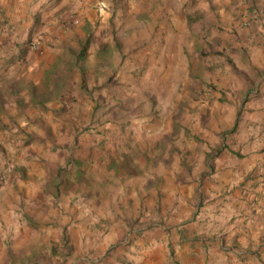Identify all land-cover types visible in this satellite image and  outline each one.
I'll return each instance as SVG.
<instances>
[{"label": "crops", "instance_id": "crops-1", "mask_svg": "<svg viewBox=\"0 0 264 264\" xmlns=\"http://www.w3.org/2000/svg\"><path fill=\"white\" fill-rule=\"evenodd\" d=\"M178 17H184L191 27L196 21H202L189 34L193 38L200 35L206 41L213 40L219 50L225 49L250 87L237 111L227 107V113L233 112L235 116L233 127L220 133L216 142L208 143L218 148V152L213 156V168L206 173L209 187L204 185L203 189L206 204L203 207H120L123 209H116V215L113 211L106 217L97 213L96 207L81 209L77 204L65 207L63 200L57 207H43V202L48 204V196L57 201L64 193L63 187L58 186L53 192L43 182L49 184L54 176L62 183L66 180L60 174L62 171L53 175L43 171L45 165L46 168L63 166L62 158L67 154L68 163L76 168L70 179L74 188H84L81 181L87 178L88 187L94 190L91 181L96 172L90 166L98 158L82 155L78 143L66 136L75 128L76 121L71 118L79 108L78 104L68 107L66 100L77 93H68L71 88L68 85L55 86L49 89L48 102L42 107L36 103L32 117L20 120L18 125L24 127L16 137L2 136L12 124L7 114L6 119L0 118V168L3 169L4 163L12 165L13 161L26 173L22 179L20 174L7 171L0 183V262L7 260L5 264H12V255L21 252L5 245L12 243V231L14 237L19 231L17 238L20 239L21 230L28 229L25 222L20 227V223L12 222V216L20 218L22 207L18 206L26 195V200H22L27 206L24 209L35 206L36 210L46 209V216L53 215L45 220L47 228L41 224L35 226L46 231L40 241L46 242V255L52 264H264V0H0V73L4 67L12 71V60L6 59L8 55L29 53L28 40L44 35L49 42L43 46L45 59L37 55H32L35 60L15 59V64L25 69L24 76L5 75L0 79L11 86L12 80L29 82L26 94L31 99L34 81L29 73L38 66L45 70L61 62L64 65L61 60L53 61L54 57L71 46L78 47V41L87 36L92 37L88 48L92 55L79 64L107 67L108 57L104 53L114 49L110 20L128 21L124 29L114 33L120 37V45L126 52L129 44L138 46L137 49L143 46L135 58L146 63L155 61L153 51L160 49L161 41L158 34L152 38L151 21H168L173 32ZM245 17L251 19L249 26L241 24ZM135 20L142 21L144 29H150L151 37L141 41L134 37L142 31L141 25L133 29L136 25L130 21ZM170 46L169 42L167 51ZM163 58L162 54L158 61ZM124 59L134 60L129 54ZM167 60L174 61L175 56L168 55ZM11 94L0 91V101ZM6 108L5 104L0 106L2 115L7 113ZM72 109L76 111L71 112ZM79 113L87 111L81 109ZM223 129L217 128V132ZM224 133L230 134L228 139H224ZM14 140L19 147L27 144L16 149L18 154L12 159ZM80 147L95 149L84 144ZM115 156L119 159L122 155ZM123 156L128 158L126 151ZM122 167L123 163L112 170L120 176ZM38 195L44 198L43 202ZM114 219L117 222L111 225ZM21 240L25 241L24 245L30 243L27 237ZM91 241L92 247L88 248ZM118 243L125 245L113 248Z\"/></svg>", "mask_w": 264, "mask_h": 264}, {"label": "rangeland", "instance_id": "rangeland-1", "mask_svg": "<svg viewBox=\"0 0 264 264\" xmlns=\"http://www.w3.org/2000/svg\"><path fill=\"white\" fill-rule=\"evenodd\" d=\"M179 13H182L180 7ZM130 22L136 25L133 29L137 25L142 26L139 35L134 36H137V40L151 37L152 32L144 29L142 21ZM177 22V28L172 32L168 21H151L152 38L158 34L159 42L161 41L160 49L153 51L156 54L154 58H157L155 61L146 63L135 58L140 54L137 50L141 52L143 46L137 49L138 46L129 44L126 52L120 45V37L114 33L124 29L128 21L110 20L114 49L104 53L108 57L107 67L79 64L92 55L88 52L92 37L87 36L78 41V47L68 46L70 48L62 51L59 57H54L53 61L61 60L64 65L61 62L58 66L54 64L45 70L38 66L29 73L34 81L31 84L34 88L31 99L26 94L29 82L12 80L11 86L0 79V91L12 93L7 99L0 101V106H7V113L2 115L0 112V118L6 119L7 114L12 124V128L2 135L4 137L11 134L12 138L16 137L22 131L24 125H18L20 120L30 119L36 103L42 107L43 103L48 102L46 97L50 88L68 85L71 86L68 93H77L72 97L69 95L71 99L66 100L68 107L79 105L77 115L71 118L76 121L75 128L66 136L78 143L82 155L98 157L95 165L90 166L96 172V177L91 181L94 190L88 187L87 178L81 181L84 188H74L70 179L73 168H76L68 163L67 154H64L63 166L46 168L45 165L43 169L52 175L62 171L60 174L65 175L66 179L63 181L64 186L62 180L55 179V176L49 180V184L46 181L43 185L53 192L63 187L64 193L57 201L48 196V204L38 195L43 207H57L56 204L60 205L63 200L65 207H72L73 204L81 209L96 207V212L106 217L107 213L113 211V215H116V209H123L120 207H203L206 204L203 192L204 185L209 188L206 173L210 171L209 168H213V156L218 152V148L210 147L208 143L216 142L217 136L223 131H230L234 125V113L228 114L227 107L237 111L243 99L247 98L250 87L242 72L233 66L225 49L219 50V45L213 40L206 41L200 35L193 38L189 34L190 30L199 28L202 21H196L192 27L187 25L184 17H178ZM45 42L44 35L37 36L27 41L28 54L20 52L15 57L8 55L6 59L12 60V71L9 72L4 67L0 77L24 76L25 69L16 65L15 59L35 60L32 55L43 57V46H48L49 43L44 45ZM169 42L170 51H167ZM119 47L121 50L117 49ZM128 54L129 57L133 55L134 60L126 62L124 58ZM162 54L164 58L158 61ZM168 55L175 56V60L169 62ZM119 58L121 60L118 62ZM81 109L87 113L80 114ZM217 128L224 129L217 132ZM224 136V139H228L230 134L224 133ZM16 142L14 140L15 144L12 143V159L18 154L16 149L20 150L27 144L23 143L19 147ZM83 144L95 149L91 151L90 148L80 147ZM124 151L128 158L123 156ZM133 152L135 153L131 157ZM117 154L122 156L118 159L115 156ZM69 155L72 158L73 153ZM122 163L125 168L122 167L123 172L118 176L112 169L122 166ZM2 168L12 171V175L20 174L22 179L26 175L25 170L13 161L12 165L4 163ZM12 182L15 183L16 179ZM22 200H26V195L22 196L18 206L22 207L20 218L17 220L15 215L12 216V222L20 223L19 227L25 222L28 229L21 230L20 239L17 238L19 231L16 237L12 231V243L5 246L11 245L12 250L17 248L21 252L14 253L10 262L52 264L46 255V242L40 241L46 231L35 226L41 224L47 228L45 220L53 215L46 216V209L36 210L35 206L24 209L27 206ZM54 210L56 211L55 208ZM116 222L117 219H114L110 223L114 225ZM26 237L30 243L24 245L25 241L21 239ZM124 245L125 243H118L113 248ZM91 247L92 241L88 244V248ZM7 262L2 260L0 264Z\"/></svg>", "mask_w": 264, "mask_h": 264}, {"label": "built area", "instance_id": "built-area-1", "mask_svg": "<svg viewBox=\"0 0 264 264\" xmlns=\"http://www.w3.org/2000/svg\"><path fill=\"white\" fill-rule=\"evenodd\" d=\"M241 24H242L243 26H249V25L251 24V19L245 17V18L242 20ZM7 171H9V169L3 170V169L0 168V183H1V181L4 179V177H5L6 173H7Z\"/></svg>", "mask_w": 264, "mask_h": 264}, {"label": "trees", "instance_id": "trees-1", "mask_svg": "<svg viewBox=\"0 0 264 264\" xmlns=\"http://www.w3.org/2000/svg\"><path fill=\"white\" fill-rule=\"evenodd\" d=\"M83 50H84V48H83ZM81 54H82V53H80V56H81Z\"/></svg>", "mask_w": 264, "mask_h": 264}]
</instances>
